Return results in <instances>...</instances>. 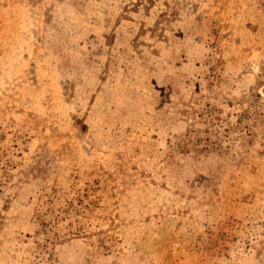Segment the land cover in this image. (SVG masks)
<instances>
[{
    "label": "rangeland",
    "instance_id": "obj_1",
    "mask_svg": "<svg viewBox=\"0 0 264 264\" xmlns=\"http://www.w3.org/2000/svg\"><path fill=\"white\" fill-rule=\"evenodd\" d=\"M0 264H264V0H0Z\"/></svg>",
    "mask_w": 264,
    "mask_h": 264
}]
</instances>
